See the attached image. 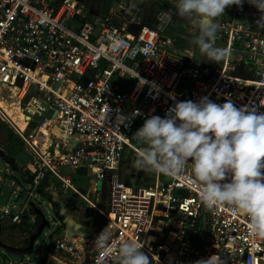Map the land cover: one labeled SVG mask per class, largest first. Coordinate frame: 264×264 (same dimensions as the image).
Wrapping results in <instances>:
<instances>
[{"label":"built area","instance_id":"built-area-1","mask_svg":"<svg viewBox=\"0 0 264 264\" xmlns=\"http://www.w3.org/2000/svg\"><path fill=\"white\" fill-rule=\"evenodd\" d=\"M157 6L151 25L133 32L130 20L113 24L76 0H0V99H15L32 129L19 136L30 151L21 169L30 184L17 187V200L0 208V221L34 223L29 202L40 184L57 179L67 188L70 175L83 171L94 193L97 180L108 178L106 225L116 239L144 243L153 264H194L213 253L223 264H264V238L252 235L248 218L233 207H205L190 168L176 177L154 172L149 187L131 186L118 173L123 159L142 147L134 132L144 119L164 117L176 101L208 96L216 103L229 98L237 107L264 106V29L255 24V7L232 5L217 18L214 43L231 55L213 69L184 62L170 35L172 22L162 23L173 0ZM137 72L158 90L132 78ZM133 110L140 114L125 127L120 114ZM95 239L53 240L61 252L53 260L96 264Z\"/></svg>","mask_w":264,"mask_h":264},{"label":"clouds","instance_id":"clouds-1","mask_svg":"<svg viewBox=\"0 0 264 264\" xmlns=\"http://www.w3.org/2000/svg\"><path fill=\"white\" fill-rule=\"evenodd\" d=\"M255 7L259 16L255 22L264 29V0H173L162 23L172 22L173 16L185 18L197 28L193 43L209 61L216 64L229 58L230 48L215 46L220 30L218 17L232 5L244 3ZM153 90L154 81L141 78ZM175 98L174 93H169ZM256 101L237 107L226 98L216 103L208 96L197 101H176L164 117L148 115L134 132L140 150L135 167L167 176H181L190 168L199 186V199L208 209L226 204L244 214L249 231L264 238V112ZM133 110L120 114L123 124L139 115ZM144 243L134 239H116L107 225L96 235V264L114 259L116 264H153L142 249ZM159 260V258H158ZM194 264H223L216 253Z\"/></svg>","mask_w":264,"mask_h":264},{"label":"rangeland","instance_id":"rangeland-1","mask_svg":"<svg viewBox=\"0 0 264 264\" xmlns=\"http://www.w3.org/2000/svg\"><path fill=\"white\" fill-rule=\"evenodd\" d=\"M84 5L86 10L94 15L107 16L111 22L120 25L128 20L132 23L128 29L136 31L141 24L151 22L158 10L157 0H76ZM197 33V28L185 18L176 16L170 25V35L174 36L177 42L174 46L177 54L183 58L187 64L201 66L203 68H218L220 63L216 64L208 60L203 55L199 47L193 43V36ZM217 46V45H215ZM221 47V46H217ZM197 57V59H195ZM0 99V105L5 110V120L0 118V147L6 154L15 158L16 166L21 170L26 167L30 159V151L22 142L20 134H28L32 129L26 125L28 117L23 115L17 103H13L15 99H8L6 95ZM1 110V109H0ZM35 119V117H34ZM24 127V128H23ZM18 128V129H17ZM21 130V131H19ZM22 134V135H23ZM19 139L20 144H16ZM135 153H129L120 164L118 173L122 180L134 187H149L154 183V172L150 170H140L135 167ZM70 186L65 188L57 179H51L46 183L45 195H50L56 200L61 201L63 206L69 208V215L75 216V220L87 226L86 234H91V228H96L99 232L107 224L106 214L109 212V204L107 200V191L109 188L108 178L97 180L98 191H92L88 177L83 171H77L70 175ZM21 181L18 173L0 159V208L9 204L11 205L17 200V194L14 191L20 186ZM22 182V181H21ZM25 188L28 185L22 182ZM24 194V193H23ZM38 194V193H37ZM72 196L71 201L63 202V195ZM72 199H74L72 201ZM66 201V200H65ZM32 202L37 204L44 215L51 220L50 227L44 228L41 235L37 238L33 253L26 256L22 264H42L47 255L54 252L50 243L58 239L63 234V226L56 224L51 215L53 210L50 208L49 202L38 194ZM64 215L63 217H65ZM91 218V219H90ZM93 221V223H91ZM89 226V227H88ZM58 229V230H57ZM90 229V230H88ZM97 230V231H98ZM93 235L95 234L92 231ZM88 237H94L87 235ZM9 237V236H8ZM10 236V239H17ZM14 243H17L16 241ZM20 261L19 258L4 256L0 257V264H14Z\"/></svg>","mask_w":264,"mask_h":264},{"label":"water","instance_id":"water-1","mask_svg":"<svg viewBox=\"0 0 264 264\" xmlns=\"http://www.w3.org/2000/svg\"><path fill=\"white\" fill-rule=\"evenodd\" d=\"M0 159L4 161L5 164L12 169V171L18 173L22 182H24L25 184H30V181L26 179V177L20 172L19 168L16 166L15 158L6 154L2 148H0ZM69 173H70L69 169L67 168L64 169L63 174L67 175ZM40 195L43 196L49 202L50 208L53 210L52 212L53 214L51 215L52 219L55 220V222H57L58 224L60 222L62 223L64 221V217L62 213H60L61 209L59 204L54 201L51 202L50 195L48 196L42 194ZM29 205L34 212L35 220L36 218H39V222L35 228V231L32 232L27 238L25 237L24 240L22 239L24 241L23 244L17 245L18 244L17 243L16 245H13L7 242H3V240L1 239V225H0V257L11 256V257L19 258L20 261L14 264H22L25 257L33 253L34 244L37 238L41 235L44 228L50 227V225L52 224L51 220L44 215L41 208L37 204L30 201Z\"/></svg>","mask_w":264,"mask_h":264},{"label":"crops","instance_id":"crops-1","mask_svg":"<svg viewBox=\"0 0 264 264\" xmlns=\"http://www.w3.org/2000/svg\"><path fill=\"white\" fill-rule=\"evenodd\" d=\"M159 0H157V2H158ZM98 16H101V15H98ZM145 24V23H144ZM147 24H150L151 25V22H148ZM173 37V39L175 40L176 38L174 37V36H172ZM175 42H177L176 40H175ZM175 50H176V48H175ZM176 52H177V50H176ZM195 59H197V57H195ZM193 65V64H192ZM25 119H26V117H25ZM28 120V119H27ZM24 128V127H23ZM18 129V128H17ZM19 131H21V130H19ZM1 148V147H0ZM16 163V162H15ZM26 177V176H25ZM26 179H28V178H26ZM70 179H71V177H70ZM19 184L21 185L22 184V182L20 181L19 182ZM37 193L39 194L40 193V191H37ZM40 194H42V193H40ZM39 194V195H40ZM42 195H44V194H42ZM63 196V202L65 203V202H67V201H71V198H72V196H69L68 194H62ZM38 196V195H37ZM66 200V201H65ZM74 199H72V201H73ZM56 202V203H58L59 204V206H60V213H62V215L64 216V215H66L65 217H64V221L61 223H59V226H63V234H62V236H60L58 239H56V240H60L62 237H77V238H84V237H88L87 235H92V236H94V237H96V235L99 233V230L98 229H96V228H91V234H86L87 232H85L86 231V227L87 226H85L83 223H82V221L80 220L79 222H77L76 220H75V216H73L72 214H71V216L69 215L70 213H69V208L70 207H68L67 205H65V206H63V204L61 203V201H58V200H56L54 197H51V202ZM69 213V214H68ZM104 213V215H106V211L105 212H103ZM91 219V218H90ZM91 223H93V221H91ZM33 224V223H32ZM56 224H58L57 222H56ZM0 225H1V239L3 240V242H7V243H9V244H17V243H14L15 241H16V239H10V236L12 237V238H14L13 237V235H15V237H17V238H21L20 236L22 235V234H18V233H15L14 231L13 232H11V227H14V224H12L9 220H7V219H4V220H1L0 221ZM89 227V226H88ZM10 229V230H9ZM88 230H90V229H88ZM98 230V231H97ZM92 231L95 233L94 235H93V233H92ZM9 236V237H8ZM90 238H93V237H90ZM25 239V234L23 235V240ZM52 241H53V239H52ZM51 241V243H50V246H51V248H53L54 249V252H51V253H49L48 255H47V257L44 259V261H43V263L42 264H57V262L56 261H54L53 260V257H57L61 252L58 250V249H56L55 247H54V242H52ZM17 242V241H16Z\"/></svg>","mask_w":264,"mask_h":264},{"label":"trees","instance_id":"trees-1","mask_svg":"<svg viewBox=\"0 0 264 264\" xmlns=\"http://www.w3.org/2000/svg\"><path fill=\"white\" fill-rule=\"evenodd\" d=\"M34 124L35 123H33V122H31V127H33L34 126ZM16 141V144H20L21 142H20V140L19 139H17V140H15ZM20 170V169H19ZM20 172H21V170H20ZM24 176L26 175H28L27 173L26 174H23ZM45 186H46V182L45 181H43L41 184H40V186H39V191H40V193H42V194H46V192H45ZM32 213H34L33 212V210L31 209L30 210ZM38 222H39V218H36V220L34 221V223L33 224H26V225H14V227H11L10 229H12L15 233H18V234H24L25 233V237L27 238L32 232H34L35 231V228H36V226L38 225ZM9 229V230H10ZM27 243V242H26Z\"/></svg>","mask_w":264,"mask_h":264},{"label":"flooded vegetation","instance_id":"flooded-vegetation-1","mask_svg":"<svg viewBox=\"0 0 264 264\" xmlns=\"http://www.w3.org/2000/svg\"><path fill=\"white\" fill-rule=\"evenodd\" d=\"M46 196H48V195H46ZM11 232H13V230L11 229ZM23 235H21L20 237H22ZM23 238H17L16 239V241H17V245H21V244H23L24 243V241L22 240ZM12 244V243H11ZM13 245H15V244H13Z\"/></svg>","mask_w":264,"mask_h":264},{"label":"bare ground","instance_id":"bare-ground-1","mask_svg":"<svg viewBox=\"0 0 264 264\" xmlns=\"http://www.w3.org/2000/svg\"><path fill=\"white\" fill-rule=\"evenodd\" d=\"M21 110V109H20ZM54 133H55V135H58L59 134V131L55 128L54 129Z\"/></svg>","mask_w":264,"mask_h":264}]
</instances>
